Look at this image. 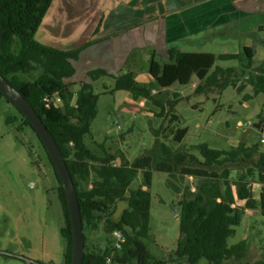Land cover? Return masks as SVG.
Wrapping results in <instances>:
<instances>
[{
  "label": "trees",
  "instance_id": "1",
  "mask_svg": "<svg viewBox=\"0 0 264 264\" xmlns=\"http://www.w3.org/2000/svg\"><path fill=\"white\" fill-rule=\"evenodd\" d=\"M53 1L0 0V74L29 100L57 141L77 190L84 231L87 225L97 228L98 220L105 218L109 232L120 230L127 238L122 251L114 257L115 264H153L152 253L146 243L152 237L150 188L153 172L178 174L200 179L202 183L192 198H185L179 204L180 237L172 255L173 262L199 264L205 260L208 264H223L242 260L246 242L231 245L230 240L236 235L247 211L259 209L264 217V188L259 200L253 193L256 180L264 185V152L259 145L240 143L228 151L211 149L202 144L199 148L203 161L188 153L174 152L159 141L156 145L160 144L163 155L157 162H154L152 155L140 156L133 163L126 162L122 156L121 164L114 165L118 156L105 150L104 157H98L86 144V136L91 134V125L98 114V96L94 94L91 82H71L76 74L73 63L79 60L84 49L62 51L46 46L35 38ZM254 55L251 47H244L242 54H223L219 57L211 53L181 52L172 48L168 51L171 63L162 64L153 58L149 73L164 92H173L175 96L187 100L196 95L223 92L228 87L241 94L243 89L237 85L239 78L236 69H224L215 64L218 59H244L245 62H241L242 70L250 74L249 82L253 88V93L245 94L243 102H239L246 104L255 96L264 95V69L254 66ZM39 68L43 69V74L34 82H25L19 77L21 73ZM107 75L102 69L88 72L91 81ZM114 79L115 91L130 92L134 99L146 98L161 108L160 117L165 116V106L154 97L150 85L138 83L132 73L114 76ZM77 85L79 90L73 103L75 95L72 87ZM57 93L59 100L55 98ZM1 98H4L2 93ZM169 103L171 107L174 104ZM20 114L23 124L38 136L31 122ZM259 118L264 122L263 113ZM185 134V131H181L177 140H181ZM48 157L60 183L59 198L66 222L62 230L67 242L65 264H72L73 234L67 198L49 154ZM228 163H251L255 169H249L247 174L232 180L228 169L221 172L215 170L216 166ZM256 169L259 171L257 176ZM93 172L95 178L90 180ZM140 173L143 174V183L131 190ZM119 201H127L128 206L121 218L113 221L111 208ZM239 202L244 205L241 206ZM84 235V264H105L111 250L107 248L97 253L88 251L87 236ZM155 264L166 263L158 261Z\"/></svg>",
  "mask_w": 264,
  "mask_h": 264
},
{
  "label": "rangeland",
  "instance_id": "2",
  "mask_svg": "<svg viewBox=\"0 0 264 264\" xmlns=\"http://www.w3.org/2000/svg\"><path fill=\"white\" fill-rule=\"evenodd\" d=\"M262 11L247 22V25L259 30L257 34L242 35L240 28L236 29L238 36L218 38L213 44L206 45L200 51L212 53L215 57L223 55L224 52L238 53L242 51L241 42H246L255 49L256 54L254 64L258 69H264V7ZM241 25L244 22L240 23ZM238 25V24H237ZM248 29V28H247ZM240 36V37H239ZM241 41V42H240ZM195 50V49H191ZM244 59L237 62L222 63L217 61L219 67L235 68L238 75V87L243 89L238 94L233 87H228L226 93L211 92L208 94L223 95L220 97L215 110L213 121L206 128V136L200 133H190L184 142V147L178 146L176 131L174 128L165 127L167 117L171 115L170 99L175 96L173 92L162 91L156 82L148 79L146 69L140 71V84L147 80L144 85L152 87L154 97L165 106L164 117L154 115L153 118L139 115L138 111L149 112L148 108L137 104V99L119 98L114 87L106 83H97L93 86V92L98 96V114L91 125V134L86 136L87 146L98 157H104L105 151L118 156L113 162L119 165L124 156L126 162L133 163L143 155L154 156V162L162 158L160 144L170 145L172 151L188 153L203 161L200 145L206 144L209 148L225 143L221 139H212L210 133L216 132L221 138L230 140L233 138L235 146L226 145V150H232L239 146L244 133L253 129L258 121L259 113L262 110L264 115V95L259 94L243 102V96L253 93L250 84V74L244 73L242 64ZM162 64L169 63L170 60L163 61ZM43 74V69L39 68L27 73L19 74L25 82L37 80ZM80 71L78 72V76ZM109 81V80H107ZM79 86L72 87L76 100V92ZM132 94V93H131ZM208 94L199 95L188 102H179L183 106H201L200 99ZM201 102V103H200ZM212 105L207 109L204 121L206 122L208 113ZM230 112L226 115V112ZM197 113L189 111V117H194ZM187 116L184 113V116ZM226 115V116H225ZM154 118L156 122H161L160 131L153 130ZM242 125H238V122ZM253 125L250 126L248 123ZM164 123V124H163ZM155 127V125H154ZM174 129V130H172ZM210 136V137H209ZM260 133L253 129L248 134V144L250 146L259 145L264 152V145L259 144ZM228 146V147H227ZM178 148V149H175ZM216 150V149H215ZM228 169L231 172V179L236 180L241 175L247 174L249 169H255L251 163H228L224 166H216L215 170L221 172ZM256 169V176L258 174ZM178 175V174H177ZM95 178V172L90 176V180ZM257 179V177H256ZM143 183V174L140 173L131 185L134 190ZM202 180L183 176L174 177L169 174L153 172V180L150 188L152 195L150 211V228L152 237L146 241L152 253V263L164 261L166 264H175L172 259L174 250L177 248L180 237L179 229V200L192 198L200 188ZM60 183L56 177L54 167L48 154L39 140L36 133L23 124L19 110L6 98L0 99V264H65V253L67 242L62 236V230L66 222L62 203L59 198ZM236 191V188L233 187ZM263 190V184L256 182L253 184L254 197L259 200V193ZM241 206L244 204L239 202ZM127 201H119L111 208L113 221H118L124 210L127 208ZM96 234L93 236L95 228L87 225L85 234L87 236V247L90 252H104L112 244V232L108 231V224L105 218L98 220ZM236 235L230 240L234 245L241 241L246 242L244 258L240 261H226L223 264H264V217L259 209L250 210L243 216L241 226L236 230ZM199 264H208L205 260Z\"/></svg>",
  "mask_w": 264,
  "mask_h": 264
},
{
  "label": "crops",
  "instance_id": "3",
  "mask_svg": "<svg viewBox=\"0 0 264 264\" xmlns=\"http://www.w3.org/2000/svg\"><path fill=\"white\" fill-rule=\"evenodd\" d=\"M262 7L264 0H54L35 38L46 46L62 51L84 49L79 60L73 63L76 74L71 82H91L92 86L106 83L114 87L116 83L114 76L127 73H132L135 80L140 82L141 69H146L148 79L154 80L149 73L150 61L153 58L159 62L160 58L163 61L170 60L168 51L172 48L181 52L204 53L200 49L213 44L218 38L225 37L226 34L227 37L238 36L235 35L236 29L243 30L242 35L257 34L261 29L257 30L252 25L249 27L247 22L256 13L261 12ZM241 22L244 24L241 25ZM91 42L94 43L87 47ZM240 44L242 51L224 52V54H242L244 47H251L246 42ZM253 50L256 54L255 49ZM219 61L237 62V60ZM215 66L219 67L216 64ZM221 68H238V66L236 64ZM98 69L106 71L108 75L91 81L88 72ZM142 83H147V80H143ZM116 93L119 98L126 96L129 100L134 99L130 92ZM225 93L226 90L223 95ZM208 95L199 100L202 102L201 106L180 104L199 95L189 100L181 96H172L170 99V102L174 103L171 109L174 110H171V115L167 117L165 127L174 128L177 132L176 137L180 136L181 131L186 133L181 140H177L178 146L184 147V142L190 133L201 132L206 136L207 133L202 132L201 129L211 124L216 113L222 112L216 111L215 108L223 95ZM136 101L149 110L144 114L138 111L137 114L150 118L160 115L161 108L152 101L143 97ZM210 105L212 109L208 113L207 120L205 124L201 123L200 120L202 118L204 121ZM190 110L197 114L189 117ZM262 112L261 110L259 114ZM184 113L187 116H184ZM229 114V111L226 112V115ZM157 119L154 118L152 124L155 133H158L162 126V121L156 122ZM238 125H242V122L239 121ZM231 135L230 140H225L216 132L210 133L212 139H221L225 143L224 146H215V149L226 150V145L235 146L233 132ZM246 144L250 146L248 137ZM168 146L171 148L170 145ZM183 177L187 179L186 176ZM181 201L182 199L179 203ZM96 231L95 228L93 236Z\"/></svg>",
  "mask_w": 264,
  "mask_h": 264
},
{
  "label": "water",
  "instance_id": "4",
  "mask_svg": "<svg viewBox=\"0 0 264 264\" xmlns=\"http://www.w3.org/2000/svg\"><path fill=\"white\" fill-rule=\"evenodd\" d=\"M0 93H2L4 98L11 102L31 122L53 161L64 188L68 203L73 234L72 264H84L86 248L81 209L77 190L63 153L54 136L51 134L50 130L47 128L46 124L43 122L42 118L39 116L29 100L1 74ZM263 123V121H258L254 124L253 129H256L259 132L262 129ZM253 129L244 133L241 143H246L248 134Z\"/></svg>",
  "mask_w": 264,
  "mask_h": 264
},
{
  "label": "built area",
  "instance_id": "5",
  "mask_svg": "<svg viewBox=\"0 0 264 264\" xmlns=\"http://www.w3.org/2000/svg\"><path fill=\"white\" fill-rule=\"evenodd\" d=\"M55 98L59 100L58 93L55 95ZM46 100H48V98H46ZM248 124L250 126L253 125L251 122H249ZM259 133H260L259 144L264 145V123ZM263 188H264V185H263ZM111 236H112V244L109 247V249L111 250V253L110 255L107 256L105 264H115V260H114L115 255L122 251L127 241L125 234L120 230L113 231Z\"/></svg>",
  "mask_w": 264,
  "mask_h": 264
},
{
  "label": "flooded vegetation",
  "instance_id": "6",
  "mask_svg": "<svg viewBox=\"0 0 264 264\" xmlns=\"http://www.w3.org/2000/svg\"><path fill=\"white\" fill-rule=\"evenodd\" d=\"M43 145V144H42Z\"/></svg>",
  "mask_w": 264,
  "mask_h": 264
}]
</instances>
